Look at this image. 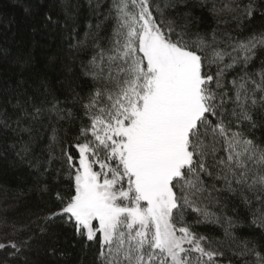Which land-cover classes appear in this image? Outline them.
<instances>
[{"label":"snow or ice","instance_id":"6c2138e0","mask_svg":"<svg viewBox=\"0 0 264 264\" xmlns=\"http://www.w3.org/2000/svg\"><path fill=\"white\" fill-rule=\"evenodd\" d=\"M51 7V74L0 44V161L51 194L0 264H264V0Z\"/></svg>","mask_w":264,"mask_h":264},{"label":"trees","instance_id":"16d2710c","mask_svg":"<svg viewBox=\"0 0 264 264\" xmlns=\"http://www.w3.org/2000/svg\"><path fill=\"white\" fill-rule=\"evenodd\" d=\"M51 3L52 0H0V44L13 51L31 49L37 66L50 74L49 57L63 59L68 46L66 38L59 33L40 27L44 11H51L54 15L58 11L51 7ZM28 5L36 8L40 15L27 17L23 8ZM33 26L38 29L35 33ZM42 182L40 174L27 166H13L9 161H0V217L8 219L7 226H0V233L10 232L13 223L26 225L44 214L51 194L41 195L37 191ZM77 258L78 252L68 264H75ZM39 259L42 264H52L51 258L41 256Z\"/></svg>","mask_w":264,"mask_h":264}]
</instances>
